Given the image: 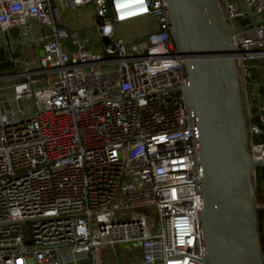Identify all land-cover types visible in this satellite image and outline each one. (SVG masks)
Here are the masks:
<instances>
[{
  "label": "built area",
  "instance_id": "obj_1",
  "mask_svg": "<svg viewBox=\"0 0 264 264\" xmlns=\"http://www.w3.org/2000/svg\"><path fill=\"white\" fill-rule=\"evenodd\" d=\"M90 4L98 40L72 33L64 50L59 8ZM220 5L250 80L264 59V0ZM146 16L157 26L145 40L115 36L114 24ZM34 24L50 32L36 37ZM169 26L165 0H0V52L16 54L0 57V264H102L119 246L133 249L129 264H204L197 129L171 94L185 73ZM13 30L23 49L6 39ZM247 114L258 119L249 134H263L264 100ZM250 153L264 164V143Z\"/></svg>",
  "mask_w": 264,
  "mask_h": 264
},
{
  "label": "water",
  "instance_id": "obj_2",
  "mask_svg": "<svg viewBox=\"0 0 264 264\" xmlns=\"http://www.w3.org/2000/svg\"><path fill=\"white\" fill-rule=\"evenodd\" d=\"M169 34L185 73L178 88L197 129L204 264H264L232 27L220 0H165Z\"/></svg>",
  "mask_w": 264,
  "mask_h": 264
},
{
  "label": "rangeland",
  "instance_id": "obj_3",
  "mask_svg": "<svg viewBox=\"0 0 264 264\" xmlns=\"http://www.w3.org/2000/svg\"><path fill=\"white\" fill-rule=\"evenodd\" d=\"M59 15L60 20L57 21V25L62 26L65 28V30L68 32L69 37L63 40V48L66 51H73L75 49L74 44L72 43L71 34L75 33L78 38L80 39H86L89 40V42L97 41L98 35H97V19L95 16V6L90 4L86 5L74 10L71 9H65L61 10L59 8ZM156 21L153 17L146 16V17H140L136 19H132L129 21L116 23L113 25L114 34L116 37H121L127 41H132L134 43H138L140 41L145 40V35L149 32L153 31L156 28ZM34 34L36 37L43 36L44 34H48L50 30L45 27L38 24H34ZM16 30L11 31L10 38L8 35L6 36V39L9 41V39L13 42V46L16 50L22 48L21 43V37L17 35ZM235 42L239 43V37L235 38ZM28 43V44H27ZM96 47V46H93ZM25 53L30 61H35L37 57V47L35 44L31 42V40H27L26 47H25ZM16 54L12 53L11 48L8 52L1 51L0 57L4 60H8L9 58L14 57ZM262 59L251 61L250 63H253L255 61L261 62ZM8 66H3L4 70H6ZM239 82H240V91H241V97H242V105L244 112L247 116V125H248V119L250 117L247 114L248 106L246 104V96H245V79L241 74L238 75ZM42 81L38 83L39 88L42 87ZM10 81H7V84H9ZM8 86L5 84L3 87V92H9L8 89H6ZM172 96L175 98L178 97L177 92H171ZM27 104L31 103L30 101L26 102ZM22 102H15L14 106L16 109H19V107H22ZM249 133V131H248ZM250 141V137H249ZM250 149V147H249ZM253 177V173H252ZM254 181V180H253ZM27 235L29 232L26 233ZM133 249H128L127 247H116L115 249H108L106 251H110L108 254H102L101 255V263L102 264H129L130 254ZM103 252V253H104ZM132 255V254H131Z\"/></svg>",
  "mask_w": 264,
  "mask_h": 264
},
{
  "label": "trees",
  "instance_id": "obj_4",
  "mask_svg": "<svg viewBox=\"0 0 264 264\" xmlns=\"http://www.w3.org/2000/svg\"><path fill=\"white\" fill-rule=\"evenodd\" d=\"M251 65H255L256 63H250ZM4 66H11V62H6ZM251 73L253 76H256V69L252 68ZM259 93H264V87H259ZM178 95H180V92H177ZM255 113V110H253ZM250 124L257 125L258 119L255 115H253L250 119H248V127ZM250 141H249V147L251 144L256 143H264V133L263 134H257V135H250ZM254 186H255V204L256 203H262L263 207L256 208V215H257V229L259 233V242H260V248L262 257L264 260V166H258L254 168Z\"/></svg>",
  "mask_w": 264,
  "mask_h": 264
},
{
  "label": "crops",
  "instance_id": "obj_5",
  "mask_svg": "<svg viewBox=\"0 0 264 264\" xmlns=\"http://www.w3.org/2000/svg\"><path fill=\"white\" fill-rule=\"evenodd\" d=\"M254 63H258L261 66L259 69H256V76H253L252 74L251 79L245 81V96L247 105L251 102L264 100V93H259V87H264V59H262L261 62L255 61ZM251 93H259V97L257 99L254 98ZM80 264H86V262L83 261Z\"/></svg>",
  "mask_w": 264,
  "mask_h": 264
}]
</instances>
